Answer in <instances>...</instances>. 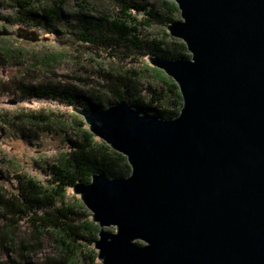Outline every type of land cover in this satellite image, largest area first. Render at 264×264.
<instances>
[{"label":"water","instance_id":"obj_1","mask_svg":"<svg viewBox=\"0 0 264 264\" xmlns=\"http://www.w3.org/2000/svg\"><path fill=\"white\" fill-rule=\"evenodd\" d=\"M174 1L167 28L191 58L148 59L177 82L180 113L73 106L131 166L73 191L102 264H264V0Z\"/></svg>","mask_w":264,"mask_h":264},{"label":"trees","instance_id":"obj_2","mask_svg":"<svg viewBox=\"0 0 264 264\" xmlns=\"http://www.w3.org/2000/svg\"><path fill=\"white\" fill-rule=\"evenodd\" d=\"M114 1L118 5L116 12L103 11L97 16L92 14V7H88V0H78V10L74 15L64 10L66 5L64 0L53 1L52 6H50L49 0H10L9 7L15 9V22L25 23L27 28L33 27L32 22H36V27L54 25L53 31H59L55 26L62 24L68 33L74 30L80 41L109 52L113 60L121 57V54L125 58H131L132 53H136V57L158 56L168 60L190 57L186 51V44L183 41H175L169 32L164 31L162 38L143 37V29H148L155 24L168 27L176 20L175 14L179 9L175 1H165V10H161L149 2L139 0ZM33 8H39L46 14L38 15L32 10ZM133 10L139 14L144 13L147 17L141 20L133 13ZM43 22L45 24H42ZM66 29L61 28L60 31L65 32ZM34 33L29 36L31 40L38 38V35ZM71 48L73 47L67 43L64 51L70 52ZM9 50L0 41V53L9 55L13 52ZM41 61L49 64L54 60L49 59L48 55H44L41 60L36 59L38 63ZM35 66L39 65L36 64ZM145 70L159 77L166 85V89L162 90L150 87L152 96L149 100L147 97L141 99L139 98L141 95H134L135 89H137L134 84L137 75L134 74V71L120 70L117 67L113 68L112 71L103 70L102 72L106 79L102 87H107L114 95L110 101L107 100V95L101 94L99 90L91 92L97 96V101H95L92 96H87L85 91L81 90L80 85L69 81L56 83L40 82L39 80L32 83L22 81L20 90L24 97L50 98L77 109L95 111L124 100L141 113L157 114L163 118L177 116L183 104L178 85L171 77H166L163 74L164 71L157 67L146 65ZM71 115H74L72 119H65L61 116L57 119L47 113H33L15 117L20 118L17 121L22 128L28 130L27 133H37L39 129H41L40 132L64 131L71 127L79 136L69 140L71 143L69 149L71 150L61 153L58 164H52L51 170L54 177L48 181L50 186L29 175H22L18 178L19 191L17 193L7 196L0 191V212L8 222L11 224L19 223L23 215L27 216L28 212L33 213L29 222L34 240L24 238L20 241L13 230L15 226L10 225L8 227L6 224L7 227L5 228V224H3L2 228L5 229H3L2 234L7 235V237H0V244L7 243L8 245L21 242L25 245L19 246L20 248L31 249L32 245L41 243L42 239L48 235L56 243L58 257L50 258L46 264H82L85 259L83 257L81 259L79 255L82 256L85 250H89L86 255L89 259L93 258L94 262L96 260L94 258L96 251L92 246L98 239L99 226L91 218L80 221V215L89 216L83 202H77L75 206L64 204L67 188H73L79 182H90L96 172L110 177H127L131 173V166L125 155L114 150L103 140L98 139L78 115ZM3 121L9 123L7 120ZM58 201L63 204L61 208L56 206ZM41 209L46 210V212L40 213ZM56 212H58L57 216L55 215ZM56 218L57 220H53ZM11 232L12 236L10 235Z\"/></svg>","mask_w":264,"mask_h":264},{"label":"rangeland","instance_id":"obj_3","mask_svg":"<svg viewBox=\"0 0 264 264\" xmlns=\"http://www.w3.org/2000/svg\"><path fill=\"white\" fill-rule=\"evenodd\" d=\"M53 1L55 0H49L50 6L54 4ZM139 1L149 2L161 10L166 9L164 2L167 0ZM64 2L66 3L64 10L74 15L78 10V0H64ZM9 4L10 0H0V29L4 28L9 31L7 34H0V41L6 45L7 49H10L9 51H13L9 55L0 53V191L7 196L19 191L18 178L22 177V175H29L36 178L39 182L50 186L48 181L54 177L51 170L52 164H58L61 153L71 150L69 149L71 146L69 140L76 139L79 136L75 129L71 127L66 128L64 131H49L50 133L40 132L41 129L37 133H27L28 130L24 127L22 128L17 121L20 118H15L16 116L22 117L33 113H47L57 119L60 116L65 119H72L74 115L71 114H76L84 120L81 114L73 110V106L66 103L50 98L24 97L20 90L22 81H29L30 83L37 80L55 83L58 81L75 82L76 85H80L81 90L85 91L84 93L87 96H92L93 100L97 101V96L91 92L99 90L101 94H106L107 100L110 101V99L114 98V95L110 89L102 87L106 81L102 72L103 70L106 72L112 71L113 68L117 67L120 70L134 71V74L137 75L136 83L134 82L137 89H135L134 95H141L139 97L141 99L147 97V100H149L152 96L149 90L150 87L157 90L166 89L165 83L159 77L145 70L146 65L151 66L148 56L136 57L137 54L131 52L132 59L125 58L121 54V57L113 60L109 52L80 41L76 37L74 30L68 33L66 27L62 24L55 26L59 31H53L54 25L47 27L46 25H39L40 27H36V22H32L33 27L27 28L24 25L25 23L14 22L15 9L9 7ZM87 4L88 7H92L94 16L99 15L103 11L113 13L118 10V5L114 0H88ZM32 10L38 15L43 16L46 14L39 8H33ZM133 13L141 20L147 17L146 14H139L135 10H133ZM175 17L176 20L181 19L179 10ZM42 24L45 23L43 22ZM61 28L66 29L65 32L60 31ZM164 31L169 32L166 26L155 24L148 29H143V37L151 39L162 38L164 37ZM34 32L38 35V38L31 40L29 36ZM172 37L175 41H183L180 38ZM67 43L73 47L70 52L64 51ZM186 51L190 55L189 58H191L188 48ZM44 55H48V58L54 61L49 64L42 63V61L36 62L37 58L41 60ZM36 64L39 66L36 67ZM163 74L166 77H170L166 72ZM174 82L177 84L175 80ZM3 120H7L9 123H5ZM86 125L88 127L87 123ZM96 137L100 139L98 136ZM77 202L82 203L80 195L76 194L72 187L67 188L64 204L75 206ZM62 205L61 202H56V206L61 208ZM86 210L89 216L86 214L80 215V221L92 219V216H90L92 214L91 211L87 208ZM43 212H46V210L41 209L40 213ZM57 214L58 212L55 215L57 216ZM32 216L33 213L28 212L27 216L23 215L21 217L19 223L11 224L2 217L0 212V237H7V235L2 234L3 229L7 225L8 227L14 225L15 228L13 230L20 241L24 238L34 241L29 222V218H32ZM53 220H57V218ZM3 224H5V228H2ZM109 229L111 231L116 230L115 227H110ZM10 235L12 236V232ZM23 245L25 243L21 242L8 245L7 243L0 244V264H46L50 258L58 257L56 243L48 235L42 239L41 243L32 245L31 249L20 248ZM92 248L96 251L95 262L92 257V259H89L86 256L89 250L83 249L85 250L84 253L82 256L79 255L81 259L82 257L85 259L82 264H102L97 257V249L95 246H92Z\"/></svg>","mask_w":264,"mask_h":264},{"label":"bare ground","instance_id":"obj_4","mask_svg":"<svg viewBox=\"0 0 264 264\" xmlns=\"http://www.w3.org/2000/svg\"><path fill=\"white\" fill-rule=\"evenodd\" d=\"M15 22V21H14ZM79 44V43H78ZM83 80V79H82ZM136 83V82H135ZM106 108H109V107H106Z\"/></svg>","mask_w":264,"mask_h":264}]
</instances>
